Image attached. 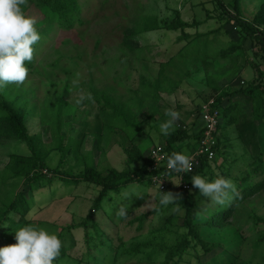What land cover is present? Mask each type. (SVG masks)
<instances>
[{"label":"trees","instance_id":"1","mask_svg":"<svg viewBox=\"0 0 264 264\" xmlns=\"http://www.w3.org/2000/svg\"><path fill=\"white\" fill-rule=\"evenodd\" d=\"M210 1L213 8L207 10L206 17L223 21L220 27L231 25L236 40L222 43L214 36L212 41L210 35H215L220 27L190 36L185 30L198 27L200 22L195 19L186 22L182 20L179 12L165 24L155 16L140 15L133 23V27L124 34L122 41L124 47L129 50L133 48V52L138 51V43L135 39L143 33L159 31L161 28L180 31L178 39L186 40L184 46L175 55L159 64L158 74L152 81L140 75L139 88L132 91L133 102L124 103L122 100L128 97H119L112 93V89H98L91 81L87 83L90 93L88 102L97 106L102 123V134L93 135L101 155L100 143L104 140L105 144H109V135L113 134L116 128L139 131V124H133L135 111L139 112L147 103L159 101L160 92L164 91L167 94L174 92L178 84L170 80L167 74H178V67L173 66V62L178 57L184 61L190 59L194 63L200 61L207 70L212 65L211 61L219 57L225 58L229 53L234 52L247 57V53L255 46L259 47V53H254L256 60L247 58V63L253 70L252 80L246 83L241 81L244 86L234 90L216 85L211 89L209 98L213 99V104L210 110H216L225 120L220 122L218 118L215 145L212 149L214 158L211 161L202 159L200 166L184 178V182L190 185V190L179 192L176 185L169 182L164 191L159 192L155 189L156 205L150 211L134 215V211L140 208L143 202H138L139 204L133 202V208L128 209L126 218L116 214L114 218L111 217V213H107L102 207L105 198L112 199L118 196L130 184L153 187L150 182L152 173L148 171L147 159L137 148H134V151L133 148L124 149L127 155L124 169L98 170L91 151L83 152L81 141L63 142L61 137L65 113L63 107L67 108V111L70 107L66 106L61 91L47 96L40 107L38 117L42 123L48 124L52 131L50 143L44 144L40 134L31 135L27 128L26 105L34 90L24 82L19 85L8 84L0 88V145L3 146L5 142H20L27 154H9L0 168L1 246L16 242L14 229L34 224L49 229L61 240V249L54 260L55 264L69 257L77 259L82 264H237L242 241L238 238L227 241L225 237L218 239L217 236L212 238L213 236L209 235L214 233L212 230H222L230 225L236 207L264 189V0H257V7L250 16L244 14L242 2L251 3L256 0ZM30 2L36 5L43 17V31L36 28L41 38L33 46L32 60L26 62L28 71L35 73L37 69L33 68L34 54L40 48V43H44L43 38L54 27L69 30L75 22L80 23L78 15L82 4L79 0H25L23 11ZM208 43H214L213 50L209 51ZM245 43L248 45L246 48ZM188 76V71L177 76L179 78L177 82ZM163 80L168 81V84L163 85ZM244 98L249 101L251 119L258 124L257 131L243 132V136H238L243 141L242 154L229 156L222 152L227 146L220 145L221 142L226 141L225 136L224 139L223 135L221 136V131L237 124L241 118L240 106L244 104L242 100ZM128 104H132L133 107ZM117 107L120 109L119 113H116ZM116 116L121 118L122 122L119 123L115 119ZM166 117L165 114L160 115L162 120ZM236 129L237 132L240 131L237 127ZM202 131L200 128L198 133L191 134L185 126L172 127L170 134L165 136L161 145L171 154L176 152L175 145L179 143L186 140H195V143L199 141ZM220 138L223 140L220 141ZM52 152L58 154L61 165L72 156L83 167L82 171L75 174L70 169L50 168L48 160ZM133 164L138 165L131 166ZM216 174L230 179L236 188L235 196L223 205L208 203V198L201 195L190 180L193 175L208 176L211 179ZM54 181L56 182L53 185ZM83 185L92 187L96 196L86 216L79 222L58 226L44 220L33 222L28 216L36 203L35 198L40 197L43 191L44 193L45 190L51 191L52 187L64 186L73 189ZM192 187L193 191L190 192ZM161 192H171L179 197V201L161 210L158 202ZM173 206H178L177 210L165 217L168 209ZM43 208H39L37 212ZM179 210L183 214L181 223L177 225L172 220ZM155 217H157L156 222H154ZM252 217L254 225L263 224L262 233L255 244L262 247L258 264H264V220L255 214H252ZM131 229H134L136 234L126 239L127 232ZM76 247L78 256L73 253ZM131 260L133 263L130 262Z\"/></svg>","mask_w":264,"mask_h":264},{"label":"rangeland","instance_id":"2","mask_svg":"<svg viewBox=\"0 0 264 264\" xmlns=\"http://www.w3.org/2000/svg\"><path fill=\"white\" fill-rule=\"evenodd\" d=\"M79 2L82 4L78 15L80 23L75 22L69 30L54 27L43 38L44 43H40V48L34 54L33 68H36L37 72L28 71L24 81V84L34 90V94L26 105L28 111L26 120L29 134H40L44 144H49L52 131L48 124L40 121L39 111L47 96L61 91L67 103L66 106L70 107L68 111L63 107L65 110L61 131L63 142L66 140L81 141L83 152L91 151L97 169L100 171L108 168L124 169L127 163L124 149L133 148L134 151V148H137L142 156L146 157L152 146L161 144L165 136L160 134L159 124L168 117L162 120L160 115H164L165 110L171 109L179 113V119L175 121L173 127L185 126L191 134L197 133L202 127L198 114L199 108L211 96V89L214 85L234 90L239 86H244L240 84L241 81L246 83L253 78V70L247 63V58L256 60L254 53H259L258 46L248 52L247 57L234 52L229 53L225 58L219 57L215 61L208 60L212 65L207 70L200 64V61L194 63L190 59L184 61L178 57L173 62L174 68L178 67V74H167L170 80L178 84L174 92L171 94L160 92L159 101L147 103L139 112L135 111L133 124H139V131L116 128L114 133L109 135V144H105L104 140L100 143V155L93 135L102 134V123L97 106L88 102L90 93L87 83L91 81L98 89H112V93L119 97H128L122 100L124 103L133 102L132 91L139 88L140 75L152 81L158 74L159 64L175 55L186 42L184 39H178L180 31L161 28L159 31L143 33L136 38L138 51L134 53L133 48L127 49L122 45V41L124 34L133 27L138 16H155L162 24H165L179 12L182 20L186 22L192 19L200 22L198 27L185 30L190 36L198 32L204 33L218 29L224 22L206 17L207 10L213 8L210 0H79ZM242 4L244 14L250 16L256 9L258 1L251 3L243 1ZM24 12L34 17L36 21L34 27L43 31V17L33 2L27 3ZM214 36L222 43L236 40L231 25L220 27L215 35H210L212 41ZM208 44L209 51L213 50L214 43ZM246 45L247 43L244 44L245 48L248 47ZM187 71L189 76L177 82L179 79L177 76ZM162 84L167 85L168 81L163 80ZM129 98L131 100H128ZM242 100L244 104L240 106L241 118L237 124L228 126L225 130L221 129V136L223 135V139L225 136L226 141L221 142L220 145L227 146L222 152L229 156L241 155L243 141L238 136H243V132L256 133L258 127V124L251 119L249 101L245 98ZM115 103L119 104L116 101ZM128 105L133 107L132 104ZM119 110L117 107L116 113H119ZM131 112L133 113V108ZM115 119L119 123L122 122V119L117 116ZM224 120V116L220 114L219 121L224 122ZM236 127L240 130L239 132ZM223 139L220 138V141ZM195 144L192 140H186L175 145V150L188 156L194 151ZM9 154L26 155L27 153L20 142H5L3 146L0 145V168ZM48 165L50 168L59 167L60 170L70 169L75 174L83 169L72 156H69L65 164L61 165L56 152L51 153ZM134 165L138 164L131 166ZM141 188L145 190V194L140 197H131L129 204V208H133V202H143V205L134 211V215L150 211L156 205L155 188L151 186ZM192 191L193 187L190 192ZM45 192L43 191L40 197L35 198L36 203L28 216L33 222L44 220L58 226L79 222L86 216L96 196L93 188L85 185L73 189L64 186L52 187L51 191L45 190ZM118 196L112 199L105 198L102 203L103 209L111 213L110 216L113 218L116 214L114 213L116 212L115 201ZM166 207L161 206V210ZM39 208L43 209L37 212ZM177 208L178 206H173L168 209L165 217ZM182 214L179 210L172 222L180 224ZM252 214L264 220V189L236 207L235 215L230 219V225L222 230H212L214 233L209 235L213 236L212 238L217 236L218 239L225 237L227 241L233 238L242 241L240 259L237 264H258L261 257L262 247L256 245L255 242L262 233L263 224L254 225ZM159 215L160 213L157 217ZM99 217L97 213V218ZM157 217L154 218V222ZM128 232L126 239L136 234L134 229ZM1 242L0 247H2ZM77 247L73 252L77 254L76 256L79 255ZM130 262L133 263L132 260ZM56 264L82 263L69 257Z\"/></svg>","mask_w":264,"mask_h":264},{"label":"clouds","instance_id":"3","mask_svg":"<svg viewBox=\"0 0 264 264\" xmlns=\"http://www.w3.org/2000/svg\"><path fill=\"white\" fill-rule=\"evenodd\" d=\"M24 4L25 0H0V88L25 81L28 75L26 62L32 60L33 46L41 38L34 27L35 18L22 10ZM165 115L168 119L159 124V131L161 135L168 136L179 119V113L167 109ZM166 167L176 173L188 171L190 158L182 152H173L167 157ZM190 180L210 204L223 205L236 194L234 183L219 174L211 179L193 175ZM161 193L160 206L179 201V197L171 192ZM142 194H145V190L139 185L130 184L124 188L115 201L116 215L126 218L131 197ZM14 239V244L0 247V264H53L61 249V240L55 233L34 224L14 229Z\"/></svg>","mask_w":264,"mask_h":264},{"label":"built area","instance_id":"4","mask_svg":"<svg viewBox=\"0 0 264 264\" xmlns=\"http://www.w3.org/2000/svg\"><path fill=\"white\" fill-rule=\"evenodd\" d=\"M242 85V82L240 83ZM213 99L209 98L199 108V117L202 122V136L195 144V149L190 158V170L176 173L166 167L167 157L170 155L161 144L152 146L146 156L148 171L152 173L150 182L157 191H164L169 182L176 185L179 192L189 191L190 185L184 182V178L192 174L201 164V160L211 161L214 158L213 147L215 145V133L219 114L216 110H210ZM174 181V182H173Z\"/></svg>","mask_w":264,"mask_h":264},{"label":"crops","instance_id":"5","mask_svg":"<svg viewBox=\"0 0 264 264\" xmlns=\"http://www.w3.org/2000/svg\"><path fill=\"white\" fill-rule=\"evenodd\" d=\"M197 133H198V132H197ZM194 134H196V133H194ZM192 141H193L194 144H195V140H192ZM184 142H185V141H184ZM192 150H193V149H192ZM192 150H191V151H192ZM191 151H190V152H191ZM176 152H180V151H179V150H176ZM145 158H146V157H145Z\"/></svg>","mask_w":264,"mask_h":264}]
</instances>
